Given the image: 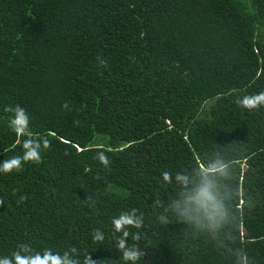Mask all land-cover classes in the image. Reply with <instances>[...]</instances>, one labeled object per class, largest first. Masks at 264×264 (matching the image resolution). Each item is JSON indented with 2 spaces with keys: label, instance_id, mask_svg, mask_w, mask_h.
Instances as JSON below:
<instances>
[{
  "label": "trees",
  "instance_id": "1",
  "mask_svg": "<svg viewBox=\"0 0 264 264\" xmlns=\"http://www.w3.org/2000/svg\"><path fill=\"white\" fill-rule=\"evenodd\" d=\"M262 91L264 0H0V164L7 106L51 141L0 172V261L133 264L136 209L135 264H264V106L237 103Z\"/></svg>",
  "mask_w": 264,
  "mask_h": 264
},
{
  "label": "clouds",
  "instance_id": "2",
  "mask_svg": "<svg viewBox=\"0 0 264 264\" xmlns=\"http://www.w3.org/2000/svg\"><path fill=\"white\" fill-rule=\"evenodd\" d=\"M100 63L104 64L105 62L100 61ZM237 103L240 107L249 111L264 106V91L259 94L246 95L242 100H238ZM62 107L66 109L68 107L67 103ZM4 111L13 113V117L9 120V128L15 133L17 137L16 143L22 146L23 154L5 160L0 164V172L8 174L13 170L20 171L22 165L25 163H41V151L50 148L51 141L47 137L33 133L30 130L29 116L26 110L19 105L15 107L7 106ZM96 159L105 167H108L110 163L108 156L103 151L97 152ZM25 199L26 197L24 196L20 197L21 201ZM211 199L212 197L208 190L206 188L202 189L198 197V202L203 203ZM2 204L3 201H0V205ZM136 211V209H133L131 212H123L119 215V218H113L115 231L122 233V236L118 238V250L123 251L122 258L124 261H132L133 264L140 258V254L135 250V245L133 246V250H129L126 246V238L129 235L126 227L131 226L137 229L141 227L143 219L135 218ZM133 238L139 240V235H133ZM94 239L96 241L103 240V234L99 229L95 230ZM69 251L76 253L77 249L72 247ZM13 261L15 264H81L78 256L70 258L67 251L64 252L63 255L59 253L53 254L50 249L46 250L42 256L39 253L34 256H20L14 253L11 258L5 257L3 261H0V264H13ZM247 261V255L241 257V264H247ZM83 264H96V261H94L90 255H86Z\"/></svg>",
  "mask_w": 264,
  "mask_h": 264
}]
</instances>
